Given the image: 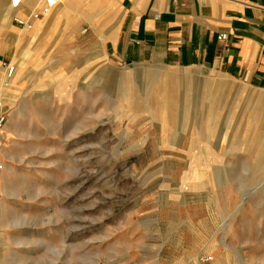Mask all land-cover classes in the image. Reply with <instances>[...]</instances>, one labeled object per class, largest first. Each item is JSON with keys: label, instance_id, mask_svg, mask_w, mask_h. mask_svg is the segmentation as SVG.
Returning a JSON list of instances; mask_svg holds the SVG:
<instances>
[{"label": "rangeland", "instance_id": "rangeland-1", "mask_svg": "<svg viewBox=\"0 0 264 264\" xmlns=\"http://www.w3.org/2000/svg\"><path fill=\"white\" fill-rule=\"evenodd\" d=\"M10 5L0 264H264V88L45 50Z\"/></svg>", "mask_w": 264, "mask_h": 264}, {"label": "crops", "instance_id": "crops-1", "mask_svg": "<svg viewBox=\"0 0 264 264\" xmlns=\"http://www.w3.org/2000/svg\"><path fill=\"white\" fill-rule=\"evenodd\" d=\"M43 3L21 0L20 13ZM33 28L45 50L199 67L264 88V0H59Z\"/></svg>", "mask_w": 264, "mask_h": 264}, {"label": "built area", "instance_id": "built-area-1", "mask_svg": "<svg viewBox=\"0 0 264 264\" xmlns=\"http://www.w3.org/2000/svg\"><path fill=\"white\" fill-rule=\"evenodd\" d=\"M59 0H44L43 6L36 11L31 12L27 17H13V22L15 23L16 26H18L19 28L22 29H31L32 28V24L34 21L40 19L42 16L47 15L49 13V11L57 4ZM19 5V0H12V6L13 8L18 7ZM14 72V68L13 67H9L6 70L7 73V77L12 76ZM7 120L6 117V113L4 112V105L2 104V102H0V129L2 128V126L5 124ZM3 164L0 161V178L3 172ZM208 260H210V258H205L204 262H207Z\"/></svg>", "mask_w": 264, "mask_h": 264}, {"label": "bare ground", "instance_id": "bare-ground-1", "mask_svg": "<svg viewBox=\"0 0 264 264\" xmlns=\"http://www.w3.org/2000/svg\"><path fill=\"white\" fill-rule=\"evenodd\" d=\"M11 1V0H10ZM10 8H13L12 5H10ZM159 70V69H158ZM136 71V70H135ZM141 74H142V82H148V83H157L160 84V86H162L161 83H163L165 81V75H163L162 77L160 75H158L159 77H161L159 80L155 79L152 80L151 78V72H149L148 69L142 68V70H140ZM156 74H161V73H156ZM197 262V261H196ZM198 263V262H197Z\"/></svg>", "mask_w": 264, "mask_h": 264}]
</instances>
